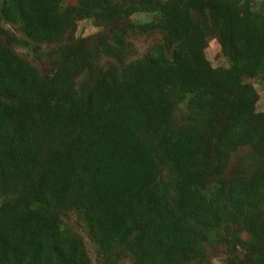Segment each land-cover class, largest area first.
<instances>
[{
  "label": "trees",
  "instance_id": "1",
  "mask_svg": "<svg viewBox=\"0 0 264 264\" xmlns=\"http://www.w3.org/2000/svg\"><path fill=\"white\" fill-rule=\"evenodd\" d=\"M67 1L0 0L24 36L0 28V264H93L72 212L99 264H208L217 248L264 264L257 0ZM82 21L102 29L92 42ZM211 39L229 67H212ZM19 45L52 47L54 72Z\"/></svg>",
  "mask_w": 264,
  "mask_h": 264
},
{
  "label": "rangeland",
  "instance_id": "2",
  "mask_svg": "<svg viewBox=\"0 0 264 264\" xmlns=\"http://www.w3.org/2000/svg\"><path fill=\"white\" fill-rule=\"evenodd\" d=\"M77 0H68L67 5L76 4ZM256 9L264 11V0L256 1ZM136 23H146L150 21V18L145 14L134 16L132 18ZM0 28L9 31L12 35L17 37L18 39H24V36L20 33V30L17 27H14L2 20H0ZM102 29L97 27L91 21H82L78 23L76 38L88 39L92 42V39L96 37L97 34L101 33ZM161 42V35L158 33H154L151 35H138L134 40V46L136 51L133 55L134 58H139L147 54L154 46ZM16 50L19 54H21L24 58L29 60L33 65L39 68V70L45 74H51L54 72V67L49 62V56L52 53L53 49L49 46H39L36 47L34 45H29L23 47L21 45L16 46ZM206 57L210 61L213 68H227L229 67L228 60L223 56L221 52V47L216 39H211L209 41L208 48L206 50ZM114 63V60L109 58H103L101 60V66L108 67L110 64ZM255 88L257 89L260 100L257 105V111L264 113V85L259 80H253ZM247 153L246 151H242ZM2 201L0 200V203ZM66 222L72 226L74 232L80 236L87 247L89 256L91 257L93 264H99L97 259V250L92 244L88 230L81 219L75 212H72L66 216ZM213 257L208 264H239L238 261H234L230 259V255L226 252V250L222 248H217L213 252L210 253ZM124 264H132L131 260H126Z\"/></svg>",
  "mask_w": 264,
  "mask_h": 264
}]
</instances>
